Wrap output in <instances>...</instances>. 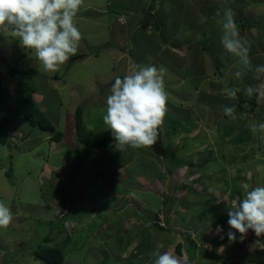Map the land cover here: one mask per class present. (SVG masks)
<instances>
[{
    "label": "rangeland",
    "instance_id": "1",
    "mask_svg": "<svg viewBox=\"0 0 264 264\" xmlns=\"http://www.w3.org/2000/svg\"><path fill=\"white\" fill-rule=\"evenodd\" d=\"M95 3L99 12L95 13L93 8L86 10L93 13V19L80 14L85 7H93L91 5ZM121 5L118 3L111 7L106 4V0H84L75 18L76 24L80 22L86 25L85 33H82L83 28L78 27L84 39H81L76 55L71 56L56 72H45L39 67L31 50L23 48L10 33H0L1 86L8 87L12 94V100L5 107L11 135L7 144L0 143V201L11 209L14 217L8 228L0 229V264H42L34 259L32 252L50 238L51 242L46 243L64 250L67 257L64 264H153L154 251L145 248L154 242L153 238L157 242L161 240L158 235L161 234L159 231H163L160 227L166 225V218L164 215L154 217L156 212L152 209L154 206L156 209L162 207L163 197L153 187L145 185L139 191L143 197H137L130 210L133 211L137 203L136 210L140 207L147 216L141 218L137 214V217H130L128 212H122L121 209L115 211L108 208L113 204L102 191L106 186L105 177L113 172L114 167L124 164L130 163L127 169L129 175L133 172L153 179H148L150 182L159 180L166 184L165 190L169 191V195L171 193L169 198H176L179 203L190 208L191 218L188 219L189 214L179 216V221L187 229L181 226L172 228L176 233L179 229L185 232L198 229L201 232L217 227L220 223L228 225L227 213L234 203L238 204L251 188L264 186V139L245 126L264 122V116L255 115L256 110L243 111L245 116L249 113L252 118H242L240 122L231 117L224 121L208 113L198 122L195 119L199 116L194 114V109L190 110L194 117L189 114L193 118V123L189 124L188 118L180 122L173 120L178 117V113L174 112L179 106L174 99L168 98L167 113L170 116L165 117L158 140L150 148L127 147L121 153L115 145L99 151L86 149L78 142L74 133L77 108L84 110L83 119L87 130L94 133L108 131L103 116L106 114V97L115 78L123 79L133 65L148 62L142 57L139 43L142 41L141 36L135 32L143 30L141 25L138 29L134 26L129 29L128 39L122 41L119 38L120 43L111 41L109 37L113 20L125 14ZM133 12L135 14L130 15L132 20L143 18L147 11ZM101 17L108 18L109 28L107 22L105 25L98 24L105 20ZM98 38L104 40L98 41ZM85 39L91 41L87 43ZM144 42L141 45H145L147 50L154 49L149 39L144 38ZM119 49L126 54L117 59L121 53ZM80 55L89 57L73 61L74 57ZM155 66L163 72L168 97L171 92L179 89L183 91L180 81L173 79L176 74L166 67ZM10 68H17L15 75L19 83L14 82ZM210 77L218 79L214 73ZM242 91L247 98L250 97ZM17 92L30 97L50 117L56 130L64 133L60 143L51 141V134L31 127L23 113H16L13 97ZM259 105L263 107L264 101L258 103V108ZM177 124L176 133L174 128ZM237 134L252 143L243 144L240 141L245 138L237 136L239 142L235 144ZM207 144H212V155L207 152ZM7 173H10L11 180L7 178ZM122 181L118 177L119 184L112 186V189L117 190L118 185L125 187ZM176 183L180 186L175 187ZM116 194L112 196L117 197ZM118 195L125 196L122 193ZM65 197L68 201L66 212L70 210L67 231H53L45 226L51 222H58L59 225ZM143 198L151 204L149 208L146 203L142 205ZM122 204L127 205L128 202ZM168 215L173 217L174 212ZM144 221L150 223L144 225ZM168 227L171 224H168L167 230ZM168 235L166 238L169 240L175 239L172 233ZM249 235L252 237L246 243L253 237V240L257 239L252 231L247 237ZM68 236H71L70 239ZM181 236L185 237V234ZM259 239L264 241V236ZM176 243L163 247L162 252L172 251L178 256ZM214 251V256H210L212 260H226V255ZM255 252L257 261L264 264V250L255 249Z\"/></svg>",
    "mask_w": 264,
    "mask_h": 264
},
{
    "label": "crops",
    "instance_id": "2",
    "mask_svg": "<svg viewBox=\"0 0 264 264\" xmlns=\"http://www.w3.org/2000/svg\"><path fill=\"white\" fill-rule=\"evenodd\" d=\"M118 3H122L121 7L125 10L122 11L125 12V14H122L120 18L124 16L125 20L119 21L120 18L113 20V30L109 37L111 41L116 42H119V38L122 41L127 40L129 34L128 30H131V26L136 24L138 19L140 22L141 18L136 16V20L130 19V15L134 13L133 11H147L145 15L149 16L148 12L151 5L156 3L155 9L148 18L149 22L154 26L153 29L137 30L135 32L139 34L142 39V41L137 39V41H140L142 57L143 59H148V62L142 65L149 63L153 65V62H157V64L154 65L168 68L172 74H176L173 77L174 81H180V88L182 87L183 91H180V89L176 90L175 92H171L168 97L177 102L179 109H176V112H179L180 106L184 107L185 110L189 109V111L195 109L194 114L199 116V118L195 120L198 122L202 121V116L206 113L218 116L215 112L218 111V113H223V107L229 105V98L225 90L226 87L239 89L237 92L239 93L241 90L246 92L248 86H252L253 84L258 86L260 83L264 82V76H261L260 79L257 80L255 78L256 74L253 71L241 69L237 58L225 51L220 42L221 29L213 20V15L217 9L232 8L236 13V21L241 35L247 37L251 44L250 57L253 66L264 65V0H106V4L111 7L113 5H118ZM91 6L93 7L89 5L85 7L80 14L91 19L93 13L86 12L87 9L93 8L95 13L99 12L96 3ZM202 16L208 17L203 23L201 22ZM101 18L105 20L98 23L100 25H105V23L109 21L106 17ZM77 23V27L83 28L82 33H85L86 30L84 27L86 25L80 22ZM106 25L108 28L110 27L108 22ZM118 26L120 29H117ZM83 35L84 34H82V39H84ZM144 38L153 42L154 49L152 47V51L147 50L145 45L144 47L141 45V42H144ZM103 40L102 38H98V41ZM85 41L88 43L91 40L85 39ZM107 44H109V42ZM121 45L124 47V44ZM119 50L121 53L117 59L125 55L124 50ZM82 57V59H84L89 56L86 57L82 55ZM237 70L245 71L246 74L242 79L235 78L234 73ZM211 73L216 74L218 79H212L210 77ZM258 103L260 104V102ZM231 105L237 106L236 103ZM170 106H172V103H170ZM213 106L217 108H213ZM179 114H181V112H179ZM194 114H192L193 117ZM128 165H130V163L114 167L113 172L105 177L106 186L102 191L106 194V197H108V201L113 204V206L109 205L108 208H112L115 211L121 209L122 212H128L130 217H137V214L141 218L147 216L140 207L136 210L138 206L137 203H135L137 206H134V209H132L133 211L130 210L136 198L143 197L139 191H142L145 185L147 187H153L155 189L154 191H156L160 197H163L160 204L162 207L156 209V206H154L152 209L156 212L154 217L159 218L164 215V218H166V225L162 227L163 231H159L161 234L158 235L159 240H161L157 242V240L153 238L154 242L151 243L150 246L147 244L145 249L155 251L159 247V250L162 252L163 247L166 248L177 241L176 246L181 244L182 252L179 254L177 248L175 250L177 251L178 257H186L184 264H261L257 261L258 255L255 250L250 249V246L255 241L253 240L254 237L246 243V240L252 237L249 235L243 243H241L239 242V233H237V241L230 243L226 235L229 231V225L227 224H219V226L221 225L224 229L220 234L216 233V226L205 231L201 230V232L198 229L190 232L179 229L180 231H178V233L173 231L172 228L177 226L186 228L184 223L179 221V216L181 214H189L188 219L191 218L190 208L179 203L176 198H174V200L173 198H169L171 193L169 195V191H167V189L165 190L166 184L160 183L159 180L150 182L153 181V179L148 178L149 181L142 175L134 174L133 172L129 175L127 173V169L129 168ZM118 177H120L121 180L123 179L122 184H125V187L118 185V189L114 191L112 186L119 184ZM176 185L177 187L180 186L178 183L174 186L176 187ZM175 187H173V189ZM114 193H122L125 194V196L122 195L123 197H120L116 194L117 197H113L112 195H114ZM178 196L179 194H177V197ZM119 199L122 200V202H120ZM123 202H128V204L123 205ZM144 203L148 205V208L151 205L145 198H143L142 205H144ZM177 203L179 204L177 205ZM172 212H174L173 217L168 215ZM149 223L150 221H147L144 225ZM168 224H171V227H168L167 231ZM167 233H172L175 239H171V241L166 238V236H169ZM182 234H185V237H182ZM221 236H223V239H221ZM189 239L196 243V248L190 247L191 250L189 249V244L187 243ZM222 243L224 244L223 251H219ZM211 246L213 247L212 249L209 248ZM214 248L216 251H214ZM212 251L218 252L219 255L223 253V255L227 256L226 260H212L210 258L213 253Z\"/></svg>",
    "mask_w": 264,
    "mask_h": 264
},
{
    "label": "clouds",
    "instance_id": "3",
    "mask_svg": "<svg viewBox=\"0 0 264 264\" xmlns=\"http://www.w3.org/2000/svg\"><path fill=\"white\" fill-rule=\"evenodd\" d=\"M83 3L84 0H0V33H10L23 48L31 50L45 72H56L78 51L82 33L75 18ZM120 19L125 20V17ZM207 19L202 16L201 22ZM213 20L221 29L222 47L237 58L241 69L253 71L257 80L264 76V65L252 64L251 44L241 35L235 11L232 8L217 9ZM245 74V71L237 70L234 76L242 79ZM225 90L228 98L237 99L239 89L226 87ZM246 94L256 95L258 102L264 101V82L248 86ZM167 100L163 72L155 65H133L123 79L116 77L106 97V114L103 116V123L115 140V148L122 153L127 147H152L164 124ZM223 113L232 120L237 119L235 105L224 106ZM245 126L264 139V122ZM227 215L229 231L226 235L230 243L237 241V233L239 242L243 243L252 231L257 239L250 249L264 250V241L259 239L264 236V186L248 190ZM13 218L11 209L0 201V229L8 228ZM223 231L222 226L216 227L217 234ZM219 251H223V246ZM152 255L153 264H184V258L172 251L161 252L159 247Z\"/></svg>",
    "mask_w": 264,
    "mask_h": 264
},
{
    "label": "trees",
    "instance_id": "4",
    "mask_svg": "<svg viewBox=\"0 0 264 264\" xmlns=\"http://www.w3.org/2000/svg\"><path fill=\"white\" fill-rule=\"evenodd\" d=\"M156 7V3H154L153 5H151L148 15H144L143 18H141L140 22H137L136 24H134L133 26L137 29L139 25H141L142 29H148L146 26H148L151 30L153 29L154 26H152V24L149 22L148 18L151 16L153 10ZM133 26H131V29L134 28ZM149 29V30H150ZM139 30V29H138ZM84 57V56H83ZM82 55L74 57L73 61H77L78 59H82L83 58ZM17 68H10V74L14 80V82H18L19 83V78L16 77L15 73H16ZM33 93L36 94L35 91H33ZM12 100V94H11V90L8 87L3 88L1 86V78H0V143L1 144H7L9 142V137L11 135L9 129H8V125H9V119L5 114V107L6 104ZM236 103L237 106H235L236 108V115H237V119L240 122V120L242 118H252L251 114H245L243 113V111H255V115L256 116H264V106L258 108V101H257V97L256 95H253L249 98L246 97L245 93L241 90L239 93H237V99L236 100H232L229 98V102H228V106H232L231 104ZM13 104H14V110L16 111L17 114L23 113L24 117L26 118L27 122L29 123V125L33 128H38L43 132L49 133L51 134V141H55L60 143L64 137V133L57 131L54 124L52 123L50 117L40 108L38 107V105L35 104V102L30 98V97H25L24 93L21 92H17V94L15 95V97H13ZM213 108H217L214 107ZM216 111V110H215ZM179 112H181V114H179ZM179 112H175L178 113L175 119H173L175 122H180L181 119L185 120L188 118V123L192 124L193 123V118L189 117V114H191V112L188 110H185L184 107L180 106V110ZM185 112V114H183ZM220 118H223V120H227L229 119V116L224 115V113H218V111L215 112ZM83 115H84V110L82 108H77L75 114H74V133L77 136V140L81 145H84L86 149H96L99 151H104L107 150L108 148H110L111 146L115 145V140L111 134V131H103V132H99V133H94L91 132L89 130L86 129L85 125H84V119H83ZM170 114H166V118H169ZM187 116V117H186ZM178 124L175 125V132L177 133L178 128H177ZM257 135V133H256ZM239 138H245L243 137V135H239L237 134L235 136V144H237L238 141V137ZM247 136V135H246ZM255 139H253L254 141ZM240 142H244L243 144H248L249 142L252 143V141H248L246 138L244 141H240ZM256 143H258L256 141ZM260 143V142H259ZM254 145V144H253ZM202 147V146H200ZM208 147V153L210 155L213 154V147L212 144H207L206 148ZM85 149V150H86ZM199 149V148H198ZM201 154V153H200ZM201 157L203 156L202 154L200 155ZM7 178L11 180V176L10 173L6 174ZM67 199L65 197V199L63 200V207L60 210L61 214L63 215L61 218L58 219V222H51L52 224L46 225L45 227H49L50 229H52L53 231H60V232H64L67 231V226H66V222L68 220V218L70 217V213L68 210L66 212V205L67 203ZM61 221H64V223ZM162 228V227H160ZM168 231V230H167ZM71 236H68L67 238L70 239ZM51 242V238L46 240L45 243L40 244L38 247H35L33 249L32 255L34 257L35 260L40 261L42 264H64L65 260H66V254L64 252V250L62 248H59V246H51L48 243ZM189 244V249L191 248H196V243L189 239L188 242ZM177 251L179 254H181L182 252V245L178 244L176 246ZM191 250V249H190Z\"/></svg>",
    "mask_w": 264,
    "mask_h": 264
},
{
    "label": "bare ground",
    "instance_id": "5",
    "mask_svg": "<svg viewBox=\"0 0 264 264\" xmlns=\"http://www.w3.org/2000/svg\"><path fill=\"white\" fill-rule=\"evenodd\" d=\"M168 51V50H167Z\"/></svg>",
    "mask_w": 264,
    "mask_h": 264
}]
</instances>
